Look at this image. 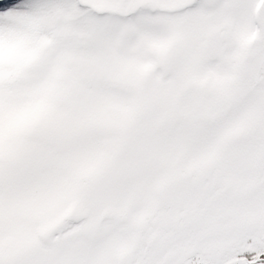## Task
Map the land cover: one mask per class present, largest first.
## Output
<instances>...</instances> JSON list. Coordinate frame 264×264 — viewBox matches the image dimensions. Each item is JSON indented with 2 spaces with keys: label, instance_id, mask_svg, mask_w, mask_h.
I'll use <instances>...</instances> for the list:
<instances>
[{
  "label": "snow or ice",
  "instance_id": "6c2138e0",
  "mask_svg": "<svg viewBox=\"0 0 264 264\" xmlns=\"http://www.w3.org/2000/svg\"><path fill=\"white\" fill-rule=\"evenodd\" d=\"M0 264H264V0H0Z\"/></svg>",
  "mask_w": 264,
  "mask_h": 264
}]
</instances>
